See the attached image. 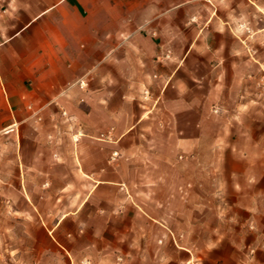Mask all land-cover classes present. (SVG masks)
Here are the masks:
<instances>
[{
  "label": "crops",
  "instance_id": "0c3cea01",
  "mask_svg": "<svg viewBox=\"0 0 264 264\" xmlns=\"http://www.w3.org/2000/svg\"><path fill=\"white\" fill-rule=\"evenodd\" d=\"M230 3L0 0V142L7 135L31 204L64 205L76 191L78 207L62 213L63 229L49 230L69 253L77 252L73 241L84 240L99 264H131L139 238L138 253L150 259L154 243L162 259L171 232L181 229V210L130 192L125 174L134 167L121 156L112 160V152L123 141H174L198 158L208 134L213 161L205 169L213 183L217 179L212 195L215 189L222 195L205 200L219 216L206 222L207 235L240 237L264 253L261 118L214 110L222 93L216 79L255 71L245 69L251 58L234 55L239 43L230 29L231 16L255 11L258 0ZM212 124L216 133L204 131ZM112 127L113 140L98 136ZM152 150L148 157H165ZM75 215L85 225L78 233ZM196 221L190 232L197 235Z\"/></svg>",
  "mask_w": 264,
  "mask_h": 264
},
{
  "label": "rangeland",
  "instance_id": "374dc122",
  "mask_svg": "<svg viewBox=\"0 0 264 264\" xmlns=\"http://www.w3.org/2000/svg\"><path fill=\"white\" fill-rule=\"evenodd\" d=\"M239 3L241 0H231L230 4ZM231 20L233 22L230 32L239 43L235 47L234 55L251 58L254 64H245V69L255 71L245 78L216 79L214 85L222 93L221 98L215 101L218 106L214 110L220 116L222 113L228 116L231 112V117L239 118V113L242 112V117L245 118H261L260 134L264 147V0H258L255 11L251 8L244 13H235ZM216 89L215 93L218 91ZM224 104L225 109L221 108ZM228 104H232L231 110L226 109ZM205 117L210 121L208 116ZM112 128L111 140L115 138L114 127ZM205 128L204 131L208 133L218 131L214 124ZM110 129L99 132L98 136ZM82 133L81 129L77 130L72 142L74 149L77 147L78 134ZM208 135L199 143L198 158L174 141L118 143L117 149L119 152L123 151L116 159H111L116 161L121 156L126 165L134 167V170L131 169L125 174L134 187L130 192L140 199H152L156 204L158 199L168 200L167 208H178L182 213L181 229L175 234L171 232L169 242L162 250V259H159L158 247L154 243L150 248V259L147 253H138L140 239L137 238L134 247L136 252L131 264H264V253L259 254L249 248L242 243L244 239L221 238L217 233L207 235L206 222L212 223L219 216L218 211L207 206L205 200L212 196L220 198L222 195L221 191L216 193V189L212 195L211 188L213 185L217 186V179L213 183L211 174L205 169L207 163L213 161L209 157L212 143ZM1 138L4 141L0 142V264H99L97 254L94 255L89 249L86 251L84 240L73 241L77 252L69 253L49 231L54 228L60 232L63 229V220L60 219L62 213L78 207L76 191H71L73 197L66 200L64 205L63 200L56 201L58 205L54 207L46 205L42 200L37 205L31 204L27 197L28 190L19 184L12 144H9L7 135ZM149 148L152 151L160 148L165 157H148ZM214 161L217 162L218 158ZM47 182L49 183L45 181L44 184ZM122 186L127 189L125 183ZM173 201L176 202L174 206ZM196 203L200 206L196 207ZM218 210L222 212L223 209L219 207ZM74 217L71 218L76 222L73 229L78 233L85 229V225L77 221L78 215ZM192 220H197V235L190 232ZM69 228L71 227L67 225L65 232L68 233Z\"/></svg>",
  "mask_w": 264,
  "mask_h": 264
},
{
  "label": "built area",
  "instance_id": "2783aa9c",
  "mask_svg": "<svg viewBox=\"0 0 264 264\" xmlns=\"http://www.w3.org/2000/svg\"><path fill=\"white\" fill-rule=\"evenodd\" d=\"M79 83H80V85H81L82 87H84V86L87 85V82H86L85 80H83V79H80V80H79ZM145 93H148V90H146ZM112 129H113V128H111V129H110L109 131H107V132H102L101 135H100L99 137H100L101 139L111 140V139H112ZM119 153H120V152H119L118 150L113 151V152H112V155H111V158H112V159H116V158L118 157Z\"/></svg>",
  "mask_w": 264,
  "mask_h": 264
}]
</instances>
